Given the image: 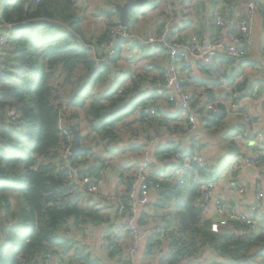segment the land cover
I'll return each instance as SVG.
<instances>
[{
	"label": "trees",
	"instance_id": "16d2710c",
	"mask_svg": "<svg viewBox=\"0 0 264 264\" xmlns=\"http://www.w3.org/2000/svg\"><path fill=\"white\" fill-rule=\"evenodd\" d=\"M78 1L1 0L4 6H0V31L11 26L12 33L7 46L0 49V264H39L49 253L68 254L75 245L64 231L70 225L84 232L98 225L107 226L105 249L112 258H118V264H130L118 244L120 237L114 235L110 216L97 206L85 207L94 193L89 191L90 184L81 186V183L85 177L91 178V183L106 178L105 154L114 147L124 143V152H136L148 147L156 137L186 132L183 122L187 118L181 120L182 114L166 116L157 106L159 98L143 87L147 81L145 84L149 85L164 82L166 70L158 67L154 78L137 77L130 85L117 83L115 79L109 81L125 41H120L110 64L96 66L81 28L83 17ZM106 13L112 16L111 10ZM116 24L110 23L99 41ZM221 58L228 60L222 63L234 65L248 62L247 57L241 61ZM199 70L202 78L190 76L184 85L190 86L191 81V85L207 88V102H215V94L213 89H208L204 74L208 76L218 69L215 65H200ZM242 73L232 71L223 73L222 77L232 84L236 78L243 77ZM219 82L220 77L215 84ZM103 83L104 87L97 90ZM254 86L248 78L236 85L237 91L244 94L248 91L247 96L254 95ZM260 90L263 92L262 86ZM199 92L192 95L194 108L201 105L202 92ZM151 106L157 110L155 115L150 113ZM68 109L72 111L69 118ZM217 109L213 115L200 109L202 115H208L203 119L207 131L220 128L227 121L225 104L217 103ZM81 117L90 131L93 147L86 146L81 136V145L87 149L65 160L66 147L74 148L71 127L81 135L80 124L71 121ZM64 119L66 123L61 126ZM236 129L241 132L244 127ZM123 133L136 135L138 139L128 141ZM188 137L195 142L192 135ZM194 151L195 145L187 151L181 142L173 139L151 146L150 181L160 185L153 191L157 193L154 208L165 212L171 208L177 210L161 218L165 222L163 230L175 236L164 263L177 264L181 259H195L212 250L221 257L219 264H264V223L259 230L252 231L234 222L233 229L213 233L211 220L202 216L200 203L205 187L223 175L225 159L216 164L205 162L215 172L213 176L194 165L183 185L173 177H160V164L179 167L177 155H191ZM237 152L232 161L241 168L244 157L239 148ZM260 159L264 161V156ZM137 173L131 175L123 169L120 176L121 203L127 214L132 206L128 192ZM137 219L142 226L148 217L143 212ZM147 241L148 249L161 242L157 233ZM75 255L79 264H109L86 247L75 249Z\"/></svg>",
	"mask_w": 264,
	"mask_h": 264
},
{
	"label": "crops",
	"instance_id": "0c3cea01",
	"mask_svg": "<svg viewBox=\"0 0 264 264\" xmlns=\"http://www.w3.org/2000/svg\"><path fill=\"white\" fill-rule=\"evenodd\" d=\"M85 1L88 2L85 3L86 4L85 14L89 18L91 24L90 26H88L86 25V22L85 25L83 24L84 22H82L81 28L85 36V42L90 43L89 45H92L100 42L99 37L102 35V33L106 31L107 19L110 20V23L113 24L119 23L120 16L116 8L118 6H123L127 2V0H117L115 6L116 8L111 10L112 16L107 15L106 12L101 14L97 13L96 10L97 6L101 4L102 0H85ZM136 1H138V3L135 6H133V8L131 9L132 11L130 10V14H129L130 21L128 27L130 26V22H131V14L137 12L139 14L146 15L147 12H150L151 16L154 18V24H153L155 27L154 34H159L161 32L160 30H162V28L165 27L164 25H168L167 28L168 29L167 35H169L168 39L170 41L178 40L185 44L200 43L205 40L214 38L218 34V30H219L218 27L215 25L216 17H239L240 15L243 16L246 14V6L244 0H136ZM11 2H14V0H12ZM141 11L143 13H140ZM257 24L261 25L262 27L261 31L264 32V3H259L255 26H254V33L256 31ZM103 27L104 30H102ZM11 31L12 30L9 31V36H11L12 33ZM259 40L264 41V35L259 37ZM256 41L257 39L255 38V42ZM123 45H128L131 47V45H129L127 42L123 43ZM132 45H136V46L131 48H128V46H124V48L127 50L133 48L134 50H138L139 48L143 49L137 43H133ZM121 53H122V49L120 50V54ZM248 53L249 54L253 53L256 55V57H254L251 60H248V62L246 63H241L238 65H234L233 63L230 64L222 63L223 61L228 62V60H225L221 57H217L211 64H209V65H215L216 68L218 69L216 71H219V72L215 71L214 73L209 74L208 76L204 74L205 79L208 80L207 82L208 89H213V92L215 94V102H207L206 99H208L209 97V94L207 93L208 90H205L207 88H200L198 84L196 86L191 85V81L189 82L190 86L184 85L185 88L189 92H191L192 95L196 91L198 92L200 91L199 94L202 92V94L200 95L201 105L196 106L198 107L197 110L199 112L200 109H205L208 103H212L217 107V103L219 102L223 103V100H226L225 106L228 112L226 122L230 124L228 126L227 136L234 137V140H238L237 142H240V139H243V145L239 149L244 158H242L243 160H242L241 168H238L236 161L233 160L231 162V165L228 167L227 178L223 180L221 176L216 181V185H217L216 190H217V195L223 200H225L227 203H229L232 208L235 209L237 208L239 210H244V211H247L251 206H253L256 203L257 186L263 183L261 179L262 178L261 171H259L256 168L259 171V175L254 176V174L250 173L245 169L248 166L245 163V160L248 159L257 160L260 159V157L264 156V146L260 144L258 145L252 144L253 143L252 141L255 139L253 131L250 126H248L246 123L243 122L244 115L258 117L262 122L261 126L259 127V131L264 133V57L262 58V56L257 55V51L254 49V47L251 48L248 51ZM152 54H153L152 57L146 60L149 62L146 65V67L150 66L149 69L141 71L139 74H137V77H142L147 75L151 78L152 77L154 78L158 74V70H157L158 67L163 68L164 70L167 71L169 65L170 66L172 65L177 70L184 84L189 81L190 76L195 79L202 78L203 73L200 72L199 70L200 64L198 63L195 65L193 69L190 70L184 68L183 64L180 61L172 60L167 50L160 49L158 52ZM260 59L263 60L262 65L260 64L261 68L259 69L258 67L260 73H262L261 80L251 81L248 79L250 82H254L255 85L258 84L259 92L255 93L254 91V95L247 96L248 91H245V94L237 91L236 85L237 82L242 81L243 77L241 76L239 78H236V80L232 83L233 85L229 83L225 91L223 87L224 84L223 82H221V79H223V77H221L219 83L215 84V82L218 81L220 74L221 76H223V73H230L232 71H236V73L237 72L242 73L243 72L242 70L245 69L246 66H247L246 68H248L247 71H249V68L251 66L256 65L255 64L256 60L260 61ZM119 61L117 62L119 63ZM209 65H205V66H209ZM119 70L120 71L118 72L123 73V75L125 74L128 75L129 76L128 79H130L131 71H134L124 68H119ZM114 71H117V69L115 68ZM137 77L134 76L133 78L135 79ZM128 79L120 82L126 85L128 84V81H130ZM115 81L117 82L116 79ZM145 83L143 85L144 88H149L150 86H152L149 85L150 83L148 84ZM261 86L263 88V92L260 90ZM232 88L233 91H231ZM256 95L261 97L259 101H256V98L258 97ZM166 97L167 96L157 97L160 100L157 106L160 107L161 111L168 117H171L172 115L182 114L181 120L183 117L186 118L184 113L179 111L178 108L175 106V103L170 101L169 98L166 99ZM239 102H241V108L238 109L237 111L233 110L232 105L234 103H239ZM66 111L68 112L66 113H67V117L69 118L72 111L69 109ZM205 113H209L208 115H213V113L207 111ZM208 115L205 114L202 115V113L200 112L201 121L199 119L198 129L195 133L192 134H188L187 128L189 125V121H187L186 119L183 122V124H185L186 126V132L182 134L176 133L177 138L173 140L177 142H181L182 148L187 151H190L191 149L188 150V148H191L194 145L197 149L196 138L198 136H201V138L205 142L210 141L208 140L209 132H205L202 129V124H204L202 123L203 119ZM209 118L212 120L213 117L209 116ZM63 122L66 123L65 119L63 120ZM77 122L81 126V136L83 137L84 142H86L85 145L86 146L91 145L93 147L92 136L84 119H82L81 117V119L71 121V123L73 124ZM239 126L244 127V129H240L241 132H238L237 129L235 130V128ZM124 134L126 135L125 139L129 141L131 134L128 135L126 133ZM236 134L238 136H236ZM190 135H192V137L195 138V142L190 140V138L188 137ZM249 136H251L252 138L251 137L249 138ZM87 139H89L90 143L85 141ZM166 139H167L166 135L159 137V140L157 141H152L153 140L152 139L149 142V145L152 142L151 146L153 145L154 147V144L159 143L161 141L165 142ZM123 144L120 147L124 151ZM146 148L148 147L136 151V153L140 154V157L138 158V163H142V161H144L145 151L147 150ZM234 148L235 146H233V148L228 147L227 149L225 148L223 150H227V151L229 150L227 152V155L228 153H231V156L234 157L236 156V154H238L237 151L233 152ZM118 152H119V147H114L110 149L108 153L105 154V157L107 158L106 162L108 167L106 169L107 172L105 174L106 178H104L103 181H99L98 191L94 193L92 199H89L87 202H85V207L97 206L98 209H102L105 215L110 216L113 225L114 235L115 237H120V241L118 244H120V246L123 248L124 250L123 253L125 254L129 248L130 243L132 242V235L126 231L121 234H116L115 227L118 224L124 225L125 223L126 215L124 212L120 210L122 205L121 194L123 190V184L121 183L120 176L123 169H126V171L128 172H130V169L128 166H124L125 164L124 159H120V158L112 159L111 155L114 156L115 155L114 153L118 154ZM150 153H151V147H150ZM194 153H198L202 156V154L198 150L194 151ZM210 154L212 155V157L218 155V153H214V154L210 153ZM126 155H129V153H126L125 156ZM203 159L205 162L206 161L208 162V160L205 159L204 157ZM113 160L114 162H112ZM116 160L118 161L116 162ZM178 163L179 162L177 160V164ZM142 166L143 165H138V167L136 169L133 168V170L138 171ZM173 169L174 167L169 168V166L165 167L162 164H160V170H161L160 173L167 174V176L165 177H170L169 176L170 172ZM239 186H244L246 188L245 193L242 196H239L237 193V189ZM156 200H157V193L152 192L147 202L145 204L139 205L137 208V218H139L141 214L144 212L146 213L148 220L146 224L144 223L142 226H140L136 222L137 228L139 232L144 235V238L140 243V248L136 254L134 264H165L164 260L170 253L171 250L170 245L162 241L160 242L159 245L155 244L154 247L151 249L147 248L148 245L147 239L153 234H155L157 230L163 229L165 227V222L162 221L161 219L162 216H165V214L167 213H176L177 211L175 208H171L169 212H165V210L155 209L154 203ZM210 210L215 216H217L216 207L213 203H211L210 205ZM207 218L208 219L212 218L211 213L208 215ZM257 221L260 228L261 224L264 223V213L261 216L257 217ZM106 227L107 226L105 225L104 226L98 225L97 227L92 228L90 231L87 232L78 229H72L71 231L69 229V231L75 234L74 237H72L74 243L79 242V244H76L77 245L76 248H74L75 246H72L73 250L78 249V247L79 249H83L86 247V249H89V252H91L94 256L101 257L102 259H104L106 263L118 264L117 263L118 258H112L109 255V251L105 249L106 245L108 244L105 242ZM259 228L257 230H259ZM66 237L69 239L71 238L67 235V233H66ZM75 237H77V241ZM118 255H121L120 250H118ZM60 257L61 255L60 256L55 255V259L51 261L50 264H79L77 259L76 262L73 263L74 261L67 259L66 255H65V259ZM57 260H59V262ZM219 261H221V257L214 251L208 250L201 257L198 256L195 259L184 258L179 260L177 264H218L217 262Z\"/></svg>",
	"mask_w": 264,
	"mask_h": 264
},
{
	"label": "built area",
	"instance_id": "2783aa9c",
	"mask_svg": "<svg viewBox=\"0 0 264 264\" xmlns=\"http://www.w3.org/2000/svg\"><path fill=\"white\" fill-rule=\"evenodd\" d=\"M25 1H41V0H25ZM246 6V14L239 17H216L215 25L218 27V34L209 40H205L200 43L185 44L178 40L170 41L167 39V28L165 25L161 34H147L142 36L132 33L128 27H124L119 23L115 25L109 32L108 36L102 41L95 43L94 45H87L89 55L96 64H110L116 57L118 52V45L120 41H126L129 45L137 43L143 49L150 53H156L160 49L167 50L174 61H180L184 68L193 69L198 63L200 65H209L217 57H225L226 59H234L241 61L248 55V51L255 45L254 26L256 16L258 12L259 3H264V0H244ZM11 26L5 27V30L1 31L0 37V49L5 48L10 39L9 31ZM151 93H154L156 97L167 96L170 101L175 103V106L179 111L184 113L189 121L188 134L195 133L198 129L200 112L198 107H193V96L181 80L177 70L174 66H170L167 69V75L164 82H158L148 88ZM258 96V95H256ZM255 96V97H256ZM261 99L260 96L256 98V101ZM150 113L155 115L157 113L156 108L151 106ZM241 108V102L234 103L232 105L233 110ZM207 112L216 114L218 112L217 107L208 103L204 109ZM243 122L251 127L255 139L252 141L253 145L264 146V133L259 131L261 126V120L258 117H252L250 115H244ZM167 139H175L177 135L169 133L166 135ZM136 135L130 136V141L137 140ZM159 140L156 137L152 141ZM152 142L145 151L144 165L140 168L136 175V179L132 182L128 197L131 202V210L129 214L124 212L123 205L120 210L125 213L124 225L118 224L115 227V233L121 234L123 232H129L132 235V242L127 250L126 257L130 264H134L136 254L140 248L144 235L139 232L137 222V208L139 205L145 204L153 191L159 189L160 185L154 181H150L152 176L149 165L152 163L150 155V147ZM72 146H68L63 153V159L68 160L72 153ZM179 167H174L170 172V177L174 179L178 178L180 185L185 184L190 172L193 170V166L197 165L207 174L213 176L215 172L208 169L203 157L198 154H179L177 155ZM248 166L257 168L262 173V184L257 186L256 203L251 206L247 211L232 208L229 203L220 198L217 195V185L215 181H210L206 185L200 208L202 210V216L206 220H211L210 230L213 233H220L222 229H233L234 222H240L242 226L255 231L259 228L257 217L264 213V161L257 160H245ZM167 174L160 173V177H165ZM73 178V175L70 176ZM98 183H91V178L85 177L81 184H90L89 191L95 193L98 191ZM246 188L239 186L237 193L242 196L245 193ZM213 203L216 207L217 216H215L210 210V205ZM211 213L212 218L208 219V215ZM243 232V230H242ZM157 234L160 236V241L168 244L172 243L175 236L165 232L163 229L157 230ZM176 251V249H175ZM55 259V255L49 253L45 259L39 264H50ZM60 259V258H59ZM59 262V260H57ZM219 264V263H218ZM221 264V263H220Z\"/></svg>",
	"mask_w": 264,
	"mask_h": 264
},
{
	"label": "rangeland",
	"instance_id": "374dc122",
	"mask_svg": "<svg viewBox=\"0 0 264 264\" xmlns=\"http://www.w3.org/2000/svg\"><path fill=\"white\" fill-rule=\"evenodd\" d=\"M85 3H88V2L85 0H79L78 6H79L80 10H82L81 15L83 17V22H84L83 24L85 25V22H86V25L90 26L91 22L89 21V18L85 14V5H86ZM116 3H117V0H102L101 4L97 6V9H96L97 13L101 14V13L108 12L110 10L115 9ZM3 6H4V2L1 3L2 8H3ZM139 9H141V8H139ZM140 13H143V12L141 11ZM85 17H86V19H85ZM108 23L110 24L109 19H107L106 27H107ZM153 24H154V18L151 16L150 12H147L146 15L145 14H139V13L135 12V13L131 14V22H130V26L128 27V29L134 34L146 36L149 33H152V34L155 33V27ZM86 28H88V27H86ZM102 30H104V27L102 28ZM261 30H262L261 25L257 24V28H256V31L254 33L257 41L255 42L254 49L257 51V55H260L263 58L264 57V41L263 40L260 41L259 37L264 35V32H262ZM256 32H257V35H256ZM155 35H158V34H155ZM124 46H128V45L122 46L123 48H122V53H121V57H120L121 60L120 61L118 60L119 63L118 62L116 63L117 71L113 70V73L111 75H109L108 78H109V81L116 79L117 82H120V81L128 79L129 76L126 74L123 75V73L118 72V71H120L119 68L134 70V71H131L130 79H128L130 81H128L127 85H130L131 81L134 80V78H133L134 76L137 77V74H139L141 71L149 69L150 66L146 67V65L149 63L146 60L149 59L150 57H152L153 54L149 53L148 51L141 49V48H139L138 50H134V48L127 50L124 48ZM128 48H131V47L128 46ZM254 57H256L255 54H253V53L249 54L248 53L247 59L251 60ZM262 63H263L262 59H260V61L256 60V63H255L256 65L251 66L249 68V71H247L248 68H246L247 67L246 66L245 69L242 70L243 71V75H242L243 78H248L251 81L261 80V77H262L261 74L262 73H260L259 69L261 68L260 64L262 65ZM258 67H259V69H258ZM219 77L221 79V77H222L221 74ZM221 82H223V84H224L223 87H224V91H225L229 85V82L225 78L221 79ZM237 84H240V82H237ZM109 85L114 86V84H112V83H109ZM103 87H104V83L100 84L97 87V90H101ZM231 91H233V88L231 89ZM254 91H255V93L259 92L258 84L255 85ZM225 103H226V100H223V104H225ZM131 119H133V118H131ZM63 124H64V122H62L61 126H63ZM229 125H230L229 123L224 122L220 128H214L212 131L211 130L207 131L204 128L205 127L204 124H202V129L205 132H209L208 133V135H209L208 140H210V141L205 142L201 138V136H198L196 138V144H197L196 150H198L202 154V156L208 160V162L210 164H216V163L220 162L221 159H225L223 161V165H222L223 169H225V172L222 175L223 180H225L227 178L228 165H230V163L232 161V157H233V156H231V153H228V155H227V152L229 150L227 151V150H223V149H225V148L227 149L228 147L231 148V146H235V148L233 149V152H235V151H237L238 148H240L243 145V139H240V142H237L238 140H234V137L227 136ZM123 136H126V135L123 133ZM85 141L90 143L89 139H87ZM232 141H235V145L232 144ZM84 143L86 144V142H84ZM125 146L126 145H124V147ZM190 149L191 148H188V150H190ZM126 153H129V155L125 156ZM126 153L123 151V149L121 147H119L118 154L114 153L115 155L114 156L111 155V156H112V159H116V158L124 159V162H125L124 166H128L130 168V173H132L131 175H135L138 171L133 170V168L136 169L138 167V165H144L143 161H142V163H138V158L140 157L139 153H136V152L135 153L134 152H126ZM210 153H213V154L218 153V155H215L214 157H212V155ZM92 161H94L93 158H92L91 162ZM117 161L118 160H116V162ZM112 162H114V160ZM110 163H111V161H110ZM81 186H85V184H81ZM69 228L71 231H72V229H77V228H74L73 225H70ZM78 230H81V229H78ZM64 231L71 238L74 237V235H75L71 231H69L67 228L64 229ZM75 239L77 241V237H75ZM71 240H73V238ZM76 244H79V242L75 243L74 248H76V246H77ZM72 246H71V249L68 252V254L61 253L60 258L65 259V255H66L67 259H70V260H73L74 262H76L77 258L75 255V250H73Z\"/></svg>",
	"mask_w": 264,
	"mask_h": 264
},
{
	"label": "water",
	"instance_id": "95a60500",
	"mask_svg": "<svg viewBox=\"0 0 264 264\" xmlns=\"http://www.w3.org/2000/svg\"><path fill=\"white\" fill-rule=\"evenodd\" d=\"M138 3V1L136 0H127V2L123 5V6H118L116 8L119 16H120V21L119 24L124 26V27H128L129 25V14H130V10L133 8V6H135ZM0 6H1V0H0ZM171 33V31H170ZM0 37H1V31H0ZM169 38V35H167V39ZM71 131L73 133V141H74V148L72 150L73 154L85 151L87 148L83 147L81 145V135L79 134V132L77 130H75L73 127H71ZM247 171H249L250 173L254 174V176L259 175V171L253 167V166H247L245 168ZM178 181V178L176 179ZM230 234V232H229Z\"/></svg>",
	"mask_w": 264,
	"mask_h": 264
}]
</instances>
